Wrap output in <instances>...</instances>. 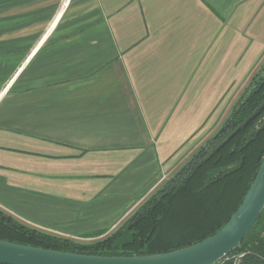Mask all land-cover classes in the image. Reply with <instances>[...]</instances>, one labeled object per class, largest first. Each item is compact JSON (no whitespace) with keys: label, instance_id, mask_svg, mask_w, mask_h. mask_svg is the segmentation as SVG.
Instances as JSON below:
<instances>
[{"label":"crops","instance_id":"0c3cea01","mask_svg":"<svg viewBox=\"0 0 264 264\" xmlns=\"http://www.w3.org/2000/svg\"><path fill=\"white\" fill-rule=\"evenodd\" d=\"M263 63L264 0H0V210L110 236Z\"/></svg>","mask_w":264,"mask_h":264},{"label":"trees","instance_id":"16d2710c","mask_svg":"<svg viewBox=\"0 0 264 264\" xmlns=\"http://www.w3.org/2000/svg\"><path fill=\"white\" fill-rule=\"evenodd\" d=\"M110 236L84 244L32 229L0 210V240L66 253L133 257L198 244L238 210L264 160V63L218 132ZM129 237L128 240H125ZM264 264V210L242 245L219 264Z\"/></svg>","mask_w":264,"mask_h":264},{"label":"water","instance_id":"95a60500","mask_svg":"<svg viewBox=\"0 0 264 264\" xmlns=\"http://www.w3.org/2000/svg\"><path fill=\"white\" fill-rule=\"evenodd\" d=\"M223 131L224 128L220 132ZM263 210L264 160L245 199L229 222L216 234L198 244L160 255L101 257L29 247L0 240V264H219L242 245Z\"/></svg>","mask_w":264,"mask_h":264},{"label":"rangeland","instance_id":"374dc122","mask_svg":"<svg viewBox=\"0 0 264 264\" xmlns=\"http://www.w3.org/2000/svg\"><path fill=\"white\" fill-rule=\"evenodd\" d=\"M252 81V80H251ZM251 81H250V83H251ZM250 83L248 84V86L250 85ZM247 86V87H248ZM245 92V91H244ZM243 92V93H244ZM242 93V94H243ZM242 96V95H241ZM239 99H240V97L237 99V101L233 104V106H232V108H231V110H230V112L228 113V114H225V116H224V121H223V127L222 128H224V126L226 125V123H227V121H228V119H229V117H230V114H231V112H232V110H233V108L236 106V104H237V102L239 101ZM221 130H219V131H217L216 133H215V135L214 136H216V134H218V132H220ZM214 136L213 137H210L209 139H208V141H210L212 138H214ZM207 147V145H205V147L204 148H206ZM180 172V171H179ZM129 239V237H126L125 238V240H128ZM80 243H84V244H89V243H93V242H80Z\"/></svg>","mask_w":264,"mask_h":264},{"label":"built area","instance_id":"2783aa9c","mask_svg":"<svg viewBox=\"0 0 264 264\" xmlns=\"http://www.w3.org/2000/svg\"><path fill=\"white\" fill-rule=\"evenodd\" d=\"M245 256V254H241V255H236L233 257L234 260V264H239L241 259Z\"/></svg>","mask_w":264,"mask_h":264}]
</instances>
